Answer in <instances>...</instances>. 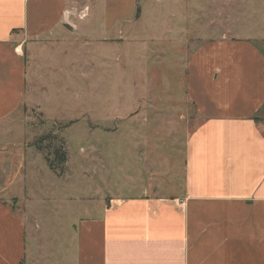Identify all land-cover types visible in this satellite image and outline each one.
Instances as JSON below:
<instances>
[{
    "label": "crops",
    "instance_id": "0c3cea01",
    "mask_svg": "<svg viewBox=\"0 0 264 264\" xmlns=\"http://www.w3.org/2000/svg\"><path fill=\"white\" fill-rule=\"evenodd\" d=\"M67 19L66 0H0V264H264V44L208 40L188 59L196 125L180 189L160 195L144 179L127 193L96 188L81 216L80 200L44 181L18 123L31 91L48 100L31 59L38 41L65 36ZM45 165L57 180L68 172Z\"/></svg>",
    "mask_w": 264,
    "mask_h": 264
},
{
    "label": "rangeland",
    "instance_id": "374dc122",
    "mask_svg": "<svg viewBox=\"0 0 264 264\" xmlns=\"http://www.w3.org/2000/svg\"><path fill=\"white\" fill-rule=\"evenodd\" d=\"M66 13L65 36L38 41L31 59L33 87H46L48 100L31 91L18 120L25 133L16 134L41 156L44 181L80 200L81 216L95 209L88 199L96 188L127 193L144 179L160 195L180 189L196 125L187 61L208 40L264 44V0H66ZM45 164L68 172L57 180ZM52 198L43 204L54 207ZM26 205L21 198L15 209L23 214Z\"/></svg>",
    "mask_w": 264,
    "mask_h": 264
},
{
    "label": "trees",
    "instance_id": "16d2710c",
    "mask_svg": "<svg viewBox=\"0 0 264 264\" xmlns=\"http://www.w3.org/2000/svg\"><path fill=\"white\" fill-rule=\"evenodd\" d=\"M61 160H62V163H64V161H65V158H63V157H62V159H61ZM59 174H62V172H59ZM20 264H23V261H22Z\"/></svg>",
    "mask_w": 264,
    "mask_h": 264
}]
</instances>
